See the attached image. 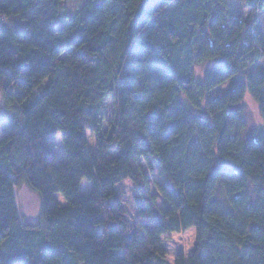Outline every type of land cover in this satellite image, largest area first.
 Instances as JSON below:
<instances>
[{
    "label": "trees",
    "instance_id": "obj_1",
    "mask_svg": "<svg viewBox=\"0 0 264 264\" xmlns=\"http://www.w3.org/2000/svg\"><path fill=\"white\" fill-rule=\"evenodd\" d=\"M65 2L0 0V264H169L163 237L191 228L175 264H264V0Z\"/></svg>",
    "mask_w": 264,
    "mask_h": 264
},
{
    "label": "rangeland",
    "instance_id": "obj_2",
    "mask_svg": "<svg viewBox=\"0 0 264 264\" xmlns=\"http://www.w3.org/2000/svg\"><path fill=\"white\" fill-rule=\"evenodd\" d=\"M84 0H66L65 2V10H73L74 6L77 3H81ZM152 1V0H150ZM232 4L237 15H243L245 18H248L251 13V8L247 4V0H232ZM253 19H257L261 25L264 27V10L263 11H256L255 14L252 15ZM260 68H264V61H262L259 65L254 66L248 72L249 74L255 73ZM243 79L241 77L237 78L233 83L239 84L242 83ZM229 85L225 84L221 88V93L225 92ZM245 109H246V116L248 122L251 127H259L262 125L261 117L258 113L257 106L253 102V100L249 97L245 100ZM0 107H1V99H0ZM115 109L113 105V100L110 99L106 102V114L108 121L111 120L114 116ZM9 125L8 123H4L0 127V139L5 135L8 131ZM58 146H57V164H60L67 160V156L65 153V149L61 140V136L58 137ZM95 138L90 137V145L91 148H94ZM145 168L147 171L153 173L154 175V182H163V175L153 160H150L149 163L145 164ZM93 188V183L88 180H83L81 184V193H88ZM155 191V188L153 187ZM118 193L122 194L126 201V207L128 210V218L129 221L132 223L134 221L135 216V208L133 202V184L129 181H123L117 187ZM59 200L65 204V200L61 194L58 195ZM17 200L18 205L20 208V212L22 217L31 223H35L38 221L40 217V209H41V202L38 195L31 191L26 186L21 187L17 193ZM196 229L191 228L184 232L180 233H170L163 237L164 239V247L167 251L166 261L169 264H175L176 258L183 253L185 256H190L196 246Z\"/></svg>",
    "mask_w": 264,
    "mask_h": 264
}]
</instances>
